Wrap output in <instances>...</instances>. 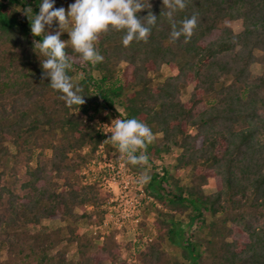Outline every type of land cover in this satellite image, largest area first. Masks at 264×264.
Instances as JSON below:
<instances>
[{
    "label": "trees",
    "instance_id": "trees-1",
    "mask_svg": "<svg viewBox=\"0 0 264 264\" xmlns=\"http://www.w3.org/2000/svg\"><path fill=\"white\" fill-rule=\"evenodd\" d=\"M41 2L0 0V264H73L62 243L76 247V264L112 261L105 246L75 227L81 219L103 220L106 200L97 182L82 184L78 177L99 149L114 147L103 143L112 118L145 123L154 137L148 159L175 150L173 168L191 172L188 185L167 169L151 175L146 191L162 209L156 243L147 246L141 264H168L160 249L166 241L179 248L183 264H264V0H186L174 19L196 15L187 43L183 36L170 38L163 0H144L151 8L137 17L149 10L157 16L146 43L125 47V31L110 28L96 43L104 57L97 64L83 62L68 44L67 74L85 100L71 107L50 78L42 79L46 57L33 46L42 37L32 35L23 12L31 7L38 15ZM53 2L67 11L69 0ZM228 22H241L242 29L234 32ZM54 28L55 21L45 32L55 34ZM254 64L261 67L258 75L250 70ZM162 66L176 74L155 83ZM188 86L182 103L178 96ZM22 165L24 178L15 168ZM208 178L216 184L211 195L201 190ZM182 214L191 230L187 238L175 218ZM52 218L66 227L49 235L28 230Z\"/></svg>",
    "mask_w": 264,
    "mask_h": 264
},
{
    "label": "clouds",
    "instance_id": "clouds-1",
    "mask_svg": "<svg viewBox=\"0 0 264 264\" xmlns=\"http://www.w3.org/2000/svg\"><path fill=\"white\" fill-rule=\"evenodd\" d=\"M163 5L168 9L164 15L171 25L170 38L176 41L183 36L184 42H189L197 27L196 15L180 21L174 19V13L187 7L186 0H163ZM150 8L148 2L147 7L145 6L144 0H75L66 11L63 7L55 8L53 0H42L38 15H33L31 7L23 9L30 21L32 35L42 37L39 42L33 40L34 50L38 49L39 54L46 57L41 61L42 79L50 78V87L62 94L60 99L67 106L83 105V89L74 85L67 74L72 68L71 59L66 53L68 43L70 42L72 49L83 62L101 63L104 57L97 51L96 43L100 35L107 33L110 28L125 31L122 38L125 47L134 40L145 43L148 41L152 27L157 23V16L149 10L148 15L140 19L137 13ZM54 21L58 23L59 31L55 34L46 33L45 26L50 28ZM69 27L71 30L65 31ZM63 32L69 34L70 39L67 42L60 38ZM105 127L111 135L103 143L116 146L132 165L146 163L148 157L144 153L154 137L145 123L135 118H119L113 120L110 127ZM137 152L141 154L136 155ZM139 179L144 183L149 178L141 176Z\"/></svg>",
    "mask_w": 264,
    "mask_h": 264
},
{
    "label": "rangeland",
    "instance_id": "rangeland-1",
    "mask_svg": "<svg viewBox=\"0 0 264 264\" xmlns=\"http://www.w3.org/2000/svg\"><path fill=\"white\" fill-rule=\"evenodd\" d=\"M75 3V0H69V5ZM231 28L234 32H239L242 29L241 22H228L224 23ZM70 27L65 31H70ZM54 33L59 31V28L53 29ZM61 36H64V41L67 42L70 37L67 32H63ZM70 45V42L68 43ZM260 55V53H257ZM254 75L261 73V67L258 64H254L250 68ZM176 74V71L170 70L165 66L160 68V71L154 75L155 83L162 82L166 77H170ZM192 91V87H186L178 96L179 100L184 103L188 100ZM97 119H100L98 117ZM115 118L108 119L105 125L111 126V122ZM107 128V127H106ZM109 133V130H108ZM87 153V149L83 150V154ZM49 156V152H46ZM137 152V155H140ZM177 151H172L167 155H163L160 159L150 158L146 163L141 165H135L128 162L127 157L122 155L118 148L114 146L112 149L101 148L95 156L84 164L80 171L78 180L82 184L96 183L101 190V194L105 198V203L102 204L101 209L105 211L103 220L93 223L86 219L79 220L76 224V230L86 238H92L95 245L105 246L107 250L112 254V261H107L104 264H141V258L146 253L148 245L156 243L158 237V231L155 226L159 218L157 213L158 209H162V206L146 191V187L150 181V177L153 173L162 175L163 170L167 169L170 174H174L176 178L181 179L180 183L188 185L191 179V172L189 169L175 170V158ZM119 164H121L119 166ZM12 166V165H11ZM14 166V165H13ZM120 167L119 169L117 167ZM127 170H123L124 167ZM17 174L24 178V166H16ZM123 168V169H122ZM122 169L126 175L130 174L133 179L129 180L127 188L122 182L124 176L117 178L118 188L115 185L110 187V179L117 170ZM147 176L149 179L147 182L141 183L140 177ZM124 181V182H125ZM12 182V180H9ZM164 190L169 189V184L163 183ZM201 190L205 195H211L216 191V184L213 178H208L204 185L201 186ZM130 202L133 205H130ZM91 207H86V211H91ZM75 213L80 214L81 211L75 209ZM175 218L181 223V227L186 231L185 238L189 236L191 230L187 227L186 214L176 215ZM99 218H96V220ZM67 223L59 218L42 220L40 225L29 228L31 233L44 232V234H52L56 229L66 227ZM195 225L193 226V228ZM61 250L66 253L67 259L76 264L78 260V253L74 245L60 244ZM161 251L164 252V261L168 264H183L184 261L179 255V248L175 245L169 244L167 241L160 246ZM166 264V263H165Z\"/></svg>",
    "mask_w": 264,
    "mask_h": 264
},
{
    "label": "built area",
    "instance_id": "built-area-1",
    "mask_svg": "<svg viewBox=\"0 0 264 264\" xmlns=\"http://www.w3.org/2000/svg\"><path fill=\"white\" fill-rule=\"evenodd\" d=\"M107 130H109L108 128H107ZM121 164H119V166H120ZM117 167L118 169L120 168V167ZM124 167V166H123ZM123 169V168H122ZM122 169H120V170H117L116 171V173L115 174H113V176H112V178L110 179V187H111V185H115V187H117L118 188V179L119 178H121V177H125V178H123L122 180H124L125 181V179L127 178V179H129V178H131V179H133V177L130 175V174H128V175H126L125 173H123V172H121V171H125V170H127V168L126 167H124V169L122 170ZM118 178V179H117ZM134 180V179H133ZM122 181L124 184H125V188H127V185L129 184L128 182H129V180L128 181ZM130 205L132 206L133 205V203L132 202H130Z\"/></svg>",
    "mask_w": 264,
    "mask_h": 264
}]
</instances>
